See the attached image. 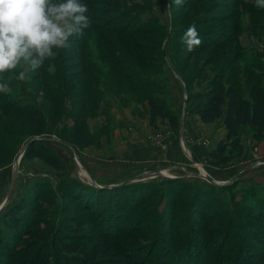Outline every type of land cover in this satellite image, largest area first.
<instances>
[{
	"label": "rangeland",
	"instance_id": "374dc122",
	"mask_svg": "<svg viewBox=\"0 0 264 264\" xmlns=\"http://www.w3.org/2000/svg\"><path fill=\"white\" fill-rule=\"evenodd\" d=\"M103 5L117 13L113 26L140 33L105 34L100 43L91 33L70 38L85 46L84 94L57 100L53 116L27 78L16 90L8 86L16 73H0V217L18 212L16 232L0 234V264H20L17 248L35 241L66 259L80 245L86 264H174L175 253L199 258L204 247L207 264H224L239 246L258 264L264 249L246 240L264 239L255 218L264 220V138L241 128L242 155L232 151L228 164L214 166L207 158L225 136L221 120L202 124L186 99L212 81L248 100L264 92V9L255 0ZM193 23L203 43L188 51L181 37ZM20 66L28 72L25 61ZM149 97L168 107L176 129L159 119L150 125ZM32 138L62 168L23 158ZM7 245L16 254L8 256Z\"/></svg>",
	"mask_w": 264,
	"mask_h": 264
},
{
	"label": "trees",
	"instance_id": "16d2710c",
	"mask_svg": "<svg viewBox=\"0 0 264 264\" xmlns=\"http://www.w3.org/2000/svg\"><path fill=\"white\" fill-rule=\"evenodd\" d=\"M80 2L86 4L89 9L87 15L90 19V25L88 28L83 29L81 33L84 39L85 36L91 33L97 37L96 40L100 43L103 38H106L105 34L108 36L109 34H115L120 37L129 34V36L134 37L140 33L131 29L125 31L118 26H113L114 20L117 19L115 17L117 13L114 11L113 7L103 4H116L119 3L120 0H80ZM135 5L137 6V4ZM84 47L85 46L82 44L77 46V44L74 43L69 44L67 48L54 49V55L46 59L44 65L35 71H32L27 65L26 85L31 87L34 98L40 95L42 104L49 102V104L52 105L48 109L49 117L54 115L55 105L53 104L57 103V100L59 101L64 96H69L71 99H74L84 94L82 89L85 88V83L82 82V78L85 75L87 65L83 59L85 55ZM74 58H79L80 62L74 63ZM22 62L24 61L21 60L15 69H10L4 73L11 76H15L16 73L17 77L19 72L22 71V67L20 66ZM51 64L54 66H51ZM70 68L75 71L72 70L70 72ZM16 77L9 80L8 86L12 88L16 85V90L19 86H22V88L19 89L24 91L25 84L23 81L17 80ZM64 88H66V92L63 91ZM186 106L188 111L196 115L202 124H212L221 120L222 127L225 130V136L219 140L215 149L209 153L207 158L214 166L228 164L232 157V151H235L237 156L242 155L243 145L239 136V130L241 128L247 127L252 130V138L256 142H261L264 138V92H262L259 97L248 100L238 96L234 85H224L220 81H212L204 91L189 92L186 99ZM147 107L149 109L150 125L155 124L159 119L167 121L168 126L172 129L178 127L177 118L165 104L158 103L156 98L149 97L147 99ZM18 111L24 113L29 112L26 107H19ZM19 120L21 122L23 121L21 119ZM29 124L34 127L37 125V123L31 121ZM40 130L41 129L33 131V135L40 134ZM23 158L42 160L47 166L53 169L62 168L61 163L52 156L49 149L45 147L40 140H34L27 144ZM99 190H101L99 191L101 194L106 191L102 188H99ZM103 196L101 197L100 195V199L96 201H99L100 205L102 204L101 201L104 199ZM3 213L5 215L3 214L0 217V234L5 232L6 234L12 235L16 232V220H18L16 218L18 212L12 207ZM255 218L257 224L263 225V214ZM18 223L20 224L19 221ZM59 231L64 234L66 233L64 230ZM261 236H264V234ZM256 239L263 244L256 241ZM246 241H255L261 249H264L263 237L259 238L254 235V237ZM7 248L9 249H5V253L8 256H10L8 252H14L16 254V248H10L8 245ZM197 248L200 250L199 247ZM17 249H19L18 253L21 258L20 264H86L85 260L89 256L88 250L80 245L66 251L68 259L55 253L50 254L43 251L38 241H35L34 246L31 248L26 245L20 246ZM205 249L206 247L200 250L201 253H204L202 255L204 259H202L201 256L199 258L198 256L194 258L191 256L192 253L183 249L180 251L181 253H179V255L175 253L170 256V260L172 259L174 264H200V260H203V264H207V261H205L207 258ZM235 251L236 252L233 253L235 255L232 254L231 258L224 264H253L252 258H244V256H242L245 252H243L240 246L237 247ZM220 257L221 255L218 258ZM225 259H227V257ZM71 261H73V263H70ZM258 262V264H264V255L261 259L259 258Z\"/></svg>",
	"mask_w": 264,
	"mask_h": 264
},
{
	"label": "clouds",
	"instance_id": "9594fccd",
	"mask_svg": "<svg viewBox=\"0 0 264 264\" xmlns=\"http://www.w3.org/2000/svg\"><path fill=\"white\" fill-rule=\"evenodd\" d=\"M255 5L264 9V0H255ZM88 11L80 0H0V73L15 69L21 60L32 71L40 69L54 49L69 47L70 38L89 27ZM181 40L188 51L203 43L194 23ZM25 78L24 71L16 77ZM5 87L0 84V90Z\"/></svg>",
	"mask_w": 264,
	"mask_h": 264
},
{
	"label": "water",
	"instance_id": "95a60500",
	"mask_svg": "<svg viewBox=\"0 0 264 264\" xmlns=\"http://www.w3.org/2000/svg\"><path fill=\"white\" fill-rule=\"evenodd\" d=\"M36 139H37V138H32L31 141L36 140ZM140 179H143V177L140 176V177H138L136 180H140ZM10 193H11V192H10ZM9 197H10V194H9V196L7 197L6 201L9 199Z\"/></svg>",
	"mask_w": 264,
	"mask_h": 264
}]
</instances>
